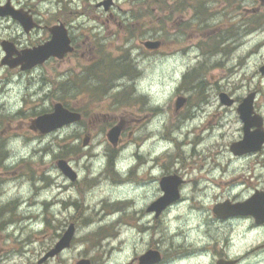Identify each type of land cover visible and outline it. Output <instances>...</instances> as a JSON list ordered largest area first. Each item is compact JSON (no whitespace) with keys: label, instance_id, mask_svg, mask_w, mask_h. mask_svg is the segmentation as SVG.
<instances>
[{"label":"rangeland","instance_id":"1","mask_svg":"<svg viewBox=\"0 0 264 264\" xmlns=\"http://www.w3.org/2000/svg\"><path fill=\"white\" fill-rule=\"evenodd\" d=\"M107 1L78 3L76 11L87 10L90 20L77 23L76 35H82L88 45L60 69L0 71L3 87L8 89L0 99L6 106L4 111L0 109V131H5L0 135V264H76L80 260L138 264V258L155 252L148 250L150 243L166 255L193 253L210 244L207 235L214 229L202 232L205 227L198 226L200 215L189 210L188 201L174 205L159 218L156 230L139 229L137 213L154 204L160 193L144 194L135 182L131 184L119 174L127 172L137 151L144 156L150 151L164 169L181 170L186 177H193L186 173V166H204L201 172L194 171L197 179H203L215 165L226 163L225 146L242 123L238 114H223L219 94L236 87L237 94L257 90L264 105V47L259 50L261 55L256 50L251 55L238 54L237 71L229 57L208 55L204 72L209 86L201 103L199 62L204 57L196 31L200 22L221 24L213 31L224 35V22H235L228 5L236 0H113L110 8V3L105 6ZM237 1L238 11L259 4V0ZM252 37L254 42L260 38L264 42V34ZM148 41L160 42L161 49H146L143 44ZM217 62L221 66L212 69ZM125 65L131 72L119 76ZM136 98L141 107L134 103ZM184 98L189 102L183 109ZM57 103L80 113L81 120L43 137L30 131V119L50 113ZM122 118L133 122L122 145L114 148L107 134ZM142 125L147 128L138 127ZM128 131L133 132L131 140ZM60 160L77 172L76 182L57 168ZM248 162L238 161L236 175L244 174L241 167ZM72 218L76 231L70 247L40 263ZM180 227L184 234L174 237ZM226 232L219 231L221 239ZM231 236L235 253H244L251 242L246 227L238 225ZM199 254L206 255V259L199 258L201 264L213 263L211 250Z\"/></svg>","mask_w":264,"mask_h":264},{"label":"flooded vegetation","instance_id":"2","mask_svg":"<svg viewBox=\"0 0 264 264\" xmlns=\"http://www.w3.org/2000/svg\"><path fill=\"white\" fill-rule=\"evenodd\" d=\"M85 1L86 0H0V71L33 72L48 68L60 69L62 64L66 62L69 63L72 58L77 56L80 49H85L88 45L87 41L82 39V35H76L77 23L84 19L90 20L87 10L83 9V11L79 13L76 11L79 5L78 3H83ZM237 2L236 0L235 3ZM235 3L228 5L230 7L229 11L231 16L235 19V22L230 25L224 22L223 25L225 26L222 31L224 35H217L216 32L213 31V29L219 28L221 24L215 26L200 22L198 30L196 31L199 38L198 48L200 49L202 57H204L203 61L199 62L201 78L198 87L201 103L206 98V93L208 92L207 87L209 86V84L205 82L207 73L204 72L205 67L209 64L208 55L221 54L226 59L229 57L233 65H235L233 70L235 69V71H237L238 59L236 57L238 54L242 55L249 53L251 55L255 50L257 51L256 54L261 55L262 53V51H259L264 47V42L261 41L262 38L254 42L252 35L260 37L264 34V0H259L257 7L244 9L242 11L237 10ZM110 4L109 8L112 7L113 0H110ZM69 7L71 10H69ZM109 17H112V15H109ZM120 26L121 24H119V27ZM80 27H83V24L79 25V29ZM261 30L263 31L260 32ZM246 35L249 36L248 41L245 39ZM53 40L57 42V51H54V55H48L50 51L48 46ZM248 43L251 46L249 45L247 47ZM160 49L161 46L157 50L159 51ZM247 61L246 57L243 65H246ZM214 66L220 67L221 62L214 64L212 69H214ZM90 70H92V66L86 68V71ZM261 76L264 77V68H261ZM4 81L5 79H0V99L8 92L6 88L7 85L3 87ZM54 85V95L56 96L57 84L54 83ZM238 90L239 88L236 87L232 92H220L219 101L223 107V114H230L231 112L236 115L238 114V119L241 121L240 123H242L241 129L238 134L234 136L233 141H230L225 146V155L228 157L227 162L215 165L208 170L206 174L202 173L201 178H203L202 175L205 174L203 179L194 177V171L197 170L201 172L204 166L203 169L202 166H186V169H188L186 173L188 175H193V177H186V174H181L183 173L181 170L164 169L161 162L155 158V155L153 154V157L151 156L150 151L147 156L137 151L134 154L135 158H132V165L128 167L127 172L125 173L123 170L120 171L119 176H126L125 180L130 183L135 182L142 193H152L153 195V192L158 191L160 197L156 201H158L164 193L161 187V181L163 179L169 177L173 178V180H171L172 185L170 186H173L174 181L177 183V199L164 207L161 211L158 212L153 210V204L144 209H140V212L137 213V227L139 229L156 230L159 218L166 215L174 205L184 201H188L189 210H193L200 215V217H198L200 220L198 226L200 229L205 227L202 231L203 233H205V230L214 229L213 233L211 231L208 232L207 237L209 238L210 244H205L203 249L199 248L198 251L193 253H173L171 255L160 252L159 261L151 264H201L199 258H201L200 260L206 259V255L199 253H202V250L206 249L212 251V264H216L219 261L231 264H264V220L262 217L246 215L220 218L214 212L217 206L223 205V209L229 208L235 204L249 201L257 193L264 194V143L261 149L256 153L235 155L231 150L234 144L241 142L244 138V123L240 119L238 113L241 104L250 95H253L252 117L254 118V115L260 117L257 122L261 120L263 131L264 105H262L263 102L259 100L261 95L257 90L243 91L241 94H237L236 92ZM46 95L45 93V96ZM135 102L138 104L137 107H141L140 100L136 98V101L134 100V103ZM188 102L189 100L184 98L185 105L182 107L183 109L186 108ZM5 107V105L0 104V109H2V111H4ZM148 109L149 112H152L150 106ZM51 111L52 110L49 112ZM153 111L155 112V109H153ZM40 115L43 114H36L30 121ZM212 118H217V115L213 114ZM253 118H251L250 122H253ZM131 122L133 121L126 120L125 118L120 120L119 125H121L122 128L116 147L122 145V141L124 140L122 137L127 132ZM136 123H139V121H136ZM210 123L211 122L208 124ZM28 127L30 128L29 130L37 136H44L34 131L30 127V122ZM138 127L140 129L144 127L147 128V126L143 125ZM255 130L256 126H252L249 131L253 133ZM58 131L51 134H55ZM132 133V131H128V138L131 137ZM4 134L5 131H0V135ZM112 159L109 165H111V161L113 164L114 159ZM239 160H248L249 162L245 164L246 166L241 167V172L244 174L236 175L235 170L237 169ZM76 181L77 180L73 182ZM126 188L127 187L124 189ZM140 191H138V193ZM149 196L150 195H147L146 197ZM9 209H11V207H9ZM223 209L220 211L222 212ZM73 221L72 218V222L70 223L76 228V224ZM208 225H213L215 227L210 228ZM238 225L246 227L247 237L249 236V241H251L244 253H235V243L231 236ZM180 228L182 229V227ZM222 229L227 231L223 239H221L219 234V231ZM183 234L184 232H178L173 236L178 238ZM219 240H222L221 245L219 249H216ZM156 248L155 244L150 243L148 250L156 251ZM138 259L137 262L139 261Z\"/></svg>","mask_w":264,"mask_h":264},{"label":"water","instance_id":"3","mask_svg":"<svg viewBox=\"0 0 264 264\" xmlns=\"http://www.w3.org/2000/svg\"><path fill=\"white\" fill-rule=\"evenodd\" d=\"M109 2H105L107 6ZM57 39V38H56ZM145 48L150 50H156L159 47L158 42L148 41L144 43ZM57 42L53 40L52 43L48 46L50 49L48 55H54V51H57ZM223 96V95H222ZM253 95H250L244 102L241 104L238 109L240 119L244 123V138L241 142L234 144L231 147L232 152L235 155H243L246 153H255L261 149V145L264 143V132L262 129L261 120L257 122V118L252 117V104H253ZM179 103H182V100H179ZM253 118V122L251 121ZM81 119L80 115L75 112H71L65 109L61 104H56L54 110L50 114H45L38 117L32 122V129L39 131L42 134H48L57 129H61L65 126L71 125ZM252 126H256V130L251 133L249 130ZM121 125L113 127L107 134L108 141L115 147L118 143L119 135L121 132ZM87 142H84L86 145ZM57 168L61 173L68 178L70 181H75L77 175L69 167L68 163L64 160L57 162ZM173 178H165L161 181V187L164 192V196L161 197L157 202L152 205V209L155 211H161L164 207L175 201L178 197L176 190V181H174L173 186L166 185L169 182H172ZM223 205L217 206L214 210L218 217L226 218L231 216H245L253 215L255 217H262L264 220V194L257 193L249 201L244 203L233 205L232 207L223 209ZM223 211L221 212L220 210ZM75 229L73 225H70L65 233L61 236L60 240L55 244L54 248L50 250L41 260L40 263L57 256L59 253L63 252L65 249L69 248L70 243L74 237ZM140 264H151L159 261V254L157 252L149 251L144 254L140 259ZM76 264H90L88 260H80ZM217 264H231L219 261Z\"/></svg>","mask_w":264,"mask_h":264},{"label":"trees","instance_id":"4","mask_svg":"<svg viewBox=\"0 0 264 264\" xmlns=\"http://www.w3.org/2000/svg\"><path fill=\"white\" fill-rule=\"evenodd\" d=\"M124 67H125V70H124V72H123L124 74L122 73V74H120L119 76H123V75L126 76V75H128V74L131 72V70L128 69V66H127V65H125ZM116 70L119 71L118 68H116ZM111 78H112V76L108 79V82H109V83H110ZM74 151H75V150H73V151L71 152V154H72V153H75ZM111 164H112V161H111ZM97 234H98V235H102V232H101V233H97Z\"/></svg>","mask_w":264,"mask_h":264},{"label":"bare ground","instance_id":"5","mask_svg":"<svg viewBox=\"0 0 264 264\" xmlns=\"http://www.w3.org/2000/svg\"><path fill=\"white\" fill-rule=\"evenodd\" d=\"M178 232H183V230L180 228V229H177V233ZM174 234H176V231H175V233Z\"/></svg>","mask_w":264,"mask_h":264}]
</instances>
